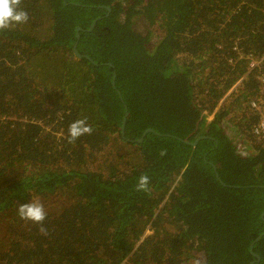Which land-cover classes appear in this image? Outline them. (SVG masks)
Returning <instances> with one entry per match:
<instances>
[{
	"label": "trees",
	"instance_id": "trees-1",
	"mask_svg": "<svg viewBox=\"0 0 264 264\" xmlns=\"http://www.w3.org/2000/svg\"><path fill=\"white\" fill-rule=\"evenodd\" d=\"M20 7L0 31V264H264V0ZM36 200L46 234L17 215Z\"/></svg>",
	"mask_w": 264,
	"mask_h": 264
},
{
	"label": "clouds",
	"instance_id": "clouds-1",
	"mask_svg": "<svg viewBox=\"0 0 264 264\" xmlns=\"http://www.w3.org/2000/svg\"><path fill=\"white\" fill-rule=\"evenodd\" d=\"M22 0H0V31L10 29L16 25L27 23L29 19L28 12L20 7ZM92 127L87 124L85 119L73 121L67 130V142L74 143L82 135H91ZM163 155V153H161ZM149 185V177L141 175L138 178L137 190L146 191ZM17 215L21 220L38 225V231L46 234L44 221L47 212L44 205L38 200L22 203L17 208Z\"/></svg>",
	"mask_w": 264,
	"mask_h": 264
},
{
	"label": "built area",
	"instance_id": "built-area-1",
	"mask_svg": "<svg viewBox=\"0 0 264 264\" xmlns=\"http://www.w3.org/2000/svg\"><path fill=\"white\" fill-rule=\"evenodd\" d=\"M259 63H260V61L255 62V61L249 60L246 63V67L248 66V71L250 72V71L254 70L255 68H257ZM230 93H231V91L228 93V95ZM250 105H251V108L253 110L259 111L261 113V118H260V122L258 125V129L264 130V94H263L262 98L256 100L255 102H251ZM205 122L208 123L209 119H206ZM256 134L259 135L260 132H257Z\"/></svg>",
	"mask_w": 264,
	"mask_h": 264
},
{
	"label": "rangeland",
	"instance_id": "rangeland-1",
	"mask_svg": "<svg viewBox=\"0 0 264 264\" xmlns=\"http://www.w3.org/2000/svg\"><path fill=\"white\" fill-rule=\"evenodd\" d=\"M137 28L138 30L144 32L145 28H143L140 24L137 23ZM152 32L154 33L155 32V29H151ZM158 34L154 33V35L152 36V42H156L158 40ZM248 62V61H247Z\"/></svg>",
	"mask_w": 264,
	"mask_h": 264
},
{
	"label": "water",
	"instance_id": "water-1",
	"mask_svg": "<svg viewBox=\"0 0 264 264\" xmlns=\"http://www.w3.org/2000/svg\"><path fill=\"white\" fill-rule=\"evenodd\" d=\"M73 50H74L75 55H76L77 57L80 58V56H79L78 53L76 52V45L74 46ZM122 134H123V133H122ZM141 141H142V140H140V142H141ZM194 145H195V144H194Z\"/></svg>",
	"mask_w": 264,
	"mask_h": 264
}]
</instances>
